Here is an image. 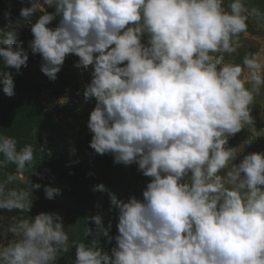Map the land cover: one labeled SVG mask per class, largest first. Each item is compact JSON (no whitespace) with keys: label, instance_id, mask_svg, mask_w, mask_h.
I'll list each match as a JSON object with an SVG mask.
<instances>
[{"label":"clouds","instance_id":"clouds-1","mask_svg":"<svg viewBox=\"0 0 264 264\" xmlns=\"http://www.w3.org/2000/svg\"><path fill=\"white\" fill-rule=\"evenodd\" d=\"M30 2L20 16L32 20L43 13L31 24L28 43L42 57L41 71L55 81L69 54L79 57L74 67L92 68L83 93L85 102L96 100L87 123L90 147L112 154L114 163H136L153 178L142 201L111 196L118 209L111 254L81 241L75 264H264V153L229 168L236 153L225 149L228 135L252 123L249 106L264 86V61L258 54L244 58L249 90L244 68L211 55L239 47L248 27L243 0H232L230 11L224 0ZM57 16V26L47 27ZM0 37V85L11 97L15 84L7 69L19 73L29 55L15 30ZM35 151L32 145L18 150L15 139L0 136V154L16 164L18 179ZM95 190L107 191L103 184ZM44 192L52 199L59 189L45 186ZM26 196L10 192L0 207L23 209ZM90 219L98 234H108L100 215ZM8 231L16 239L0 248V264H56L67 251L57 213L41 212Z\"/></svg>","mask_w":264,"mask_h":264},{"label":"rangeland","instance_id":"rangeland-1","mask_svg":"<svg viewBox=\"0 0 264 264\" xmlns=\"http://www.w3.org/2000/svg\"><path fill=\"white\" fill-rule=\"evenodd\" d=\"M231 2L224 0L222 7L225 11H230ZM243 4L248 15V27L239 36V47L232 53L211 55L223 56V63L244 68L241 78L245 79V87L251 90L243 60L246 56L258 54L264 61V0H243ZM30 6V0H0V32L15 30L29 55L27 66H22L19 73L7 69L14 80L15 95L7 96L3 86L0 87V136L15 139L18 150L25 145H32L36 150L34 161L26 168L22 180L17 178L16 164L0 154V200L8 199V194L13 191L27 194L23 209L0 207V248L16 239L8 231L12 224L34 220L41 212L57 213L62 218L68 242L67 251H61L56 264H75L76 245L81 241L89 246L95 244L111 254V249L116 246L114 237L118 235V209L111 203V196L115 195L123 202L133 196L142 201L143 191L153 178L144 176L136 163L127 166L114 163L112 154H96L90 147L93 134L87 123L96 100L92 98L85 102L83 93L91 82L92 68L74 67L79 57L69 54L57 73V79L51 81L41 71L40 54H32L28 49V43L33 39L31 24L43 14L36 12L32 20H24L20 10ZM253 9L260 15L253 13ZM45 10L54 12V8L48 6ZM6 12L10 13L7 19ZM59 20L57 16L47 27L54 29ZM147 41L148 34L145 33L141 42L147 45ZM0 70H3L2 62ZM63 86L65 89L59 93L57 90ZM249 107L252 123L227 136L225 149L231 148L236 153V158L229 162V168L231 163L238 165L249 154L264 153V86L254 93L253 104ZM41 145L44 146L43 154L39 151ZM34 184L41 187L32 188ZM100 184L107 191L95 190V186ZM45 186L59 189L58 194L52 199L46 198ZM95 215L102 217L103 226L108 229L107 235L98 234L97 226L90 219ZM87 230H90L88 234Z\"/></svg>","mask_w":264,"mask_h":264},{"label":"trees","instance_id":"trees-1","mask_svg":"<svg viewBox=\"0 0 264 264\" xmlns=\"http://www.w3.org/2000/svg\"><path fill=\"white\" fill-rule=\"evenodd\" d=\"M17 43H20V44H22L23 43V40H21V39H19V38H17ZM23 46V45H22ZM0 87H2V85H0ZM63 89H65V87L63 86L60 90H57V91H59V93H61V92H63L62 90Z\"/></svg>","mask_w":264,"mask_h":264}]
</instances>
